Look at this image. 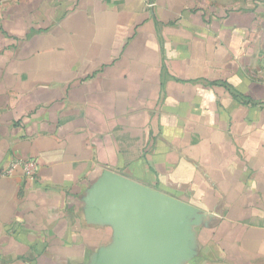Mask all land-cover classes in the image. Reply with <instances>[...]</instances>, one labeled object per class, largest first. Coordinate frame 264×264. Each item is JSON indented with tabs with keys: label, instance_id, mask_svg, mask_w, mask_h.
<instances>
[{
	"label": "crops",
	"instance_id": "crops-1",
	"mask_svg": "<svg viewBox=\"0 0 264 264\" xmlns=\"http://www.w3.org/2000/svg\"><path fill=\"white\" fill-rule=\"evenodd\" d=\"M107 172L186 205L173 264H264V0H0V264H106Z\"/></svg>",
	"mask_w": 264,
	"mask_h": 264
},
{
	"label": "water",
	"instance_id": "water-1",
	"mask_svg": "<svg viewBox=\"0 0 264 264\" xmlns=\"http://www.w3.org/2000/svg\"><path fill=\"white\" fill-rule=\"evenodd\" d=\"M92 195L102 214L113 220L119 238L106 264H173L182 247L185 204L115 172L105 173Z\"/></svg>",
	"mask_w": 264,
	"mask_h": 264
},
{
	"label": "built area",
	"instance_id": "built-area-1",
	"mask_svg": "<svg viewBox=\"0 0 264 264\" xmlns=\"http://www.w3.org/2000/svg\"><path fill=\"white\" fill-rule=\"evenodd\" d=\"M150 3L149 6H152ZM37 163L33 159L15 158L2 170L4 175H11L17 168H21L27 177L33 178L37 170Z\"/></svg>",
	"mask_w": 264,
	"mask_h": 264
}]
</instances>
